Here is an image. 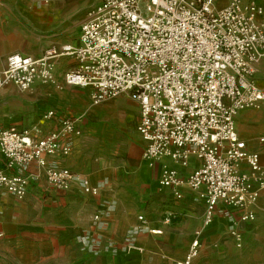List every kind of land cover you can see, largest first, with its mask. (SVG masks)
Segmentation results:
<instances>
[{"label":"built area","instance_id":"1","mask_svg":"<svg viewBox=\"0 0 264 264\" xmlns=\"http://www.w3.org/2000/svg\"><path fill=\"white\" fill-rule=\"evenodd\" d=\"M259 1L226 0L220 6L218 0H100L88 8L76 46H51L39 56L8 55L0 67V87L11 83L26 91L36 80L54 82L55 61L74 56L64 82L89 88L93 105L119 94L137 102L143 159L150 165L162 159L173 163L162 166L159 183L176 199L183 198L184 187L197 191L205 205L203 225L223 213L241 248L237 223L255 219L254 207L264 193V161L247 148L234 122L239 111L264 101V81L254 79L264 59ZM56 116L54 109L40 114ZM82 133L81 117L74 115L60 116L57 127L42 137L0 125V193L23 199L37 184L38 172L29 170L35 164L50 188L66 191L75 181L96 196L99 187L50 163L68 155V138ZM191 158L197 166L182 173L179 166H189ZM195 235L176 264H191L198 255L199 229Z\"/></svg>","mask_w":264,"mask_h":264},{"label":"crops","instance_id":"2","mask_svg":"<svg viewBox=\"0 0 264 264\" xmlns=\"http://www.w3.org/2000/svg\"><path fill=\"white\" fill-rule=\"evenodd\" d=\"M99 1L0 0V67L13 53L39 56L51 46H76L88 8ZM218 1L220 6L226 3ZM259 2L264 6V0ZM75 63L72 55L58 58L55 81L36 80L26 91L11 83L1 86L0 125L42 137L57 127L60 116H80L83 133L70 136V153L57 155L50 163L88 180L99 187V193L87 195L75 181L66 191L52 189L43 170L29 165L39 178L23 199L0 193V250L16 247L20 255H57L63 264H176L186 255L199 229L201 247L191 264H226L221 244L225 233L235 246L229 233L230 220L218 212L210 224L203 225L205 205L197 191L184 187L183 198L176 199L159 183L162 166L173 163L162 159L150 165L143 159L145 144L137 131V102L119 94L91 107L89 88L67 85L63 80ZM254 79L257 84L264 81V59L257 63ZM85 90L90 95L86 96ZM47 109H54L57 116L41 118ZM234 122L247 148L258 152L264 161V101L259 108L239 111ZM127 134L133 141L121 145V156L111 155L110 140L114 135ZM197 164L191 158L189 166L179 169L187 173ZM262 198L264 193L254 207L255 219ZM167 213H172L169 221ZM220 217L228 228L225 222H218ZM255 219L237 223L243 236V246L238 249L242 250L249 237L253 239L255 231L261 229ZM240 264L255 263L251 259Z\"/></svg>","mask_w":264,"mask_h":264},{"label":"rangeland","instance_id":"3","mask_svg":"<svg viewBox=\"0 0 264 264\" xmlns=\"http://www.w3.org/2000/svg\"><path fill=\"white\" fill-rule=\"evenodd\" d=\"M85 95H90L87 90H85ZM90 106L92 107L93 104L90 102ZM97 124L101 123V120H95ZM108 138V139H107ZM106 139H109V135H106ZM133 141L129 134L127 135H114L113 140L111 143L113 146L111 147V155L113 156H121V152L119 148L121 145L126 141ZM107 145V141L105 142ZM205 210L203 209V215ZM257 218L254 222L261 223V229L255 231L257 234L253 239L249 237V241L247 245L242 249L236 248L232 241L229 238V235L225 233L222 237L221 244L224 253V259L226 264H240V263H249L252 259L255 264H264V198L260 200V203L257 206ZM223 215V213L221 214ZM218 222H225L228 228V224L226 223L225 219L221 218L218 219ZM0 264H63L62 257L60 256H52L49 257L44 254H18L16 247H5L1 248L0 250ZM75 264V263H70ZM78 264H88L86 261H82ZM95 264H98L95 262Z\"/></svg>","mask_w":264,"mask_h":264}]
</instances>
